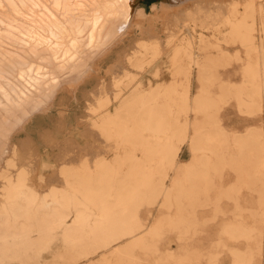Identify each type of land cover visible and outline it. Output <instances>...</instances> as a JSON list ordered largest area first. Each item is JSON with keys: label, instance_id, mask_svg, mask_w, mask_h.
Here are the masks:
<instances>
[{"label": "bare ground", "instance_id": "6f19581e", "mask_svg": "<svg viewBox=\"0 0 264 264\" xmlns=\"http://www.w3.org/2000/svg\"><path fill=\"white\" fill-rule=\"evenodd\" d=\"M10 14L11 7L5 4V15ZM90 37L91 47L85 49L84 37L72 30L45 32L44 38L56 46L59 69L47 76L38 69L32 76L26 75V86L18 92L6 88L9 99L0 97L4 103L0 109V264H142L145 257L152 258L154 264L199 262L204 255L198 246L187 251V242L176 249L165 241L171 231L187 241V229L197 223L192 221L197 211L187 212V203L176 200V195L179 176L186 177L187 183V175L196 172L199 163L180 161L179 155L187 143L192 154L200 141L216 145L212 132L205 130L212 125L215 133L219 126L224 128L219 112L230 99L235 98L238 109L248 114L263 108L264 0H159L152 3L150 11L136 0H113L101 13V21L90 29ZM233 60L241 64L234 73H241L243 81H229L223 96H213L208 85L220 79L221 67ZM111 62L120 69L112 77L113 96L103 83L95 104L89 107L95 112L89 119L98 133L113 139L116 167L131 175L149 171L147 174L159 176L144 179L141 209L159 205L145 195L161 189L162 178L173 172L172 187L162 204L167 211H159L148 225L141 211L124 219L129 217L126 206L108 210L94 202L92 193L86 195L82 188L87 179L82 177L86 175L89 181L97 175L86 166L71 171L62 166V186L40 190L31 178L34 164L21 161L14 142L15 135L38 113L50 111L59 92L100 80L105 64ZM43 65L53 67L50 58H45ZM164 75L170 80L153 82ZM194 75L201 85L192 96ZM191 113L195 119L189 117ZM246 135L255 138L249 131ZM214 149L217 146L207 156L215 161ZM135 158L137 163L130 164ZM208 168L209 174L215 170L212 165ZM263 172L262 161L256 174ZM197 175L195 188H209H203L206 175ZM215 180L219 182L218 177ZM180 211L181 224L175 219L165 222L166 215L175 217ZM252 219L250 215L238 216L249 234L245 246L224 243L232 264H259L261 251L250 234L255 233ZM221 226L232 237L239 236L232 219ZM46 254L53 255L51 262L44 261ZM211 262L218 264V253L211 256Z\"/></svg>", "mask_w": 264, "mask_h": 264}, {"label": "rangeland", "instance_id": "374dc122", "mask_svg": "<svg viewBox=\"0 0 264 264\" xmlns=\"http://www.w3.org/2000/svg\"><path fill=\"white\" fill-rule=\"evenodd\" d=\"M155 1L159 0H139V3L145 5L150 11ZM216 58L220 60L222 57ZM240 66L238 61L233 60L232 63L221 67L220 79L213 85H208L213 96H223V88L227 87V82L234 80L241 83L243 81L244 77L241 73H234V70H240ZM118 71L120 69L115 62L105 64L100 80L83 84L75 90L66 89L59 92L50 111L45 115L38 113L23 131L15 135L14 142L19 147L23 159L21 161L25 164H34L31 178L40 190L44 191L50 185L62 186L63 177L59 174L62 166H66L67 171L86 166L88 170L97 174L90 177L89 181L86 175L82 177L87 179L83 180L86 184L82 188L86 195L89 196L92 193L94 202L108 210H120L119 205L126 206V214L129 217L124 219H132L134 214L137 215L141 211L148 225L154 222L155 215L159 211H167L162 204L166 200L164 196L172 187L173 172H171L172 175L162 178L161 189L153 190L145 195L149 200L159 201L160 206L156 204L150 208L142 207L141 209V199H144L145 194L141 191L145 188L144 179L151 181L153 177L159 178V176L147 174L149 171H138L135 175H131L128 171L125 172L124 169L116 167L112 153L113 139L98 133L89 119L95 115L89 107L92 103L95 104L96 96L100 94L103 83L110 97L113 96L112 77L117 75ZM148 78L149 76L145 79L146 85L150 82ZM168 80L170 77L164 75L162 78L153 79V82L156 84L159 81ZM200 85V81L194 75L189 94L194 96L198 93ZM138 99V96L135 97L136 101ZM219 115L224 128L219 126L217 133L214 132L213 125L205 130L206 133L212 132L217 141L214 142L218 149H214L215 153H212L217 154V160L214 161L207 156L215 146H211L206 141L195 144L194 154L187 143L179 155L180 161L199 163L196 172L191 173V176L187 175V183H184L186 177L179 176L180 180L177 183L179 192H177L178 196L176 195V200L187 203V212L191 209L197 211V217L192 220L197 223L189 227L190 223L187 222V228L190 229H187V241L178 239L176 231L168 233L166 235L168 239L165 241L167 240L170 248L176 249L181 242H187V251L189 247L198 246L204 258L199 259L201 262L189 261L190 264H210L211 256L217 253L219 254L218 264H232V257L227 254L224 243L227 242L233 246L246 245L249 234L243 221L238 220V216L250 215L255 220L250 221L255 227V233L250 234L256 238L255 242L261 251L257 260L259 264H264V172L256 174L262 161L264 162V104L261 110L248 114L238 109L237 100L232 98L221 107ZM189 117L195 119V114L191 113ZM190 130L193 131V127ZM248 131L255 138L249 139L246 135ZM252 153L255 155L251 156ZM136 163L135 158L130 164ZM209 165L215 169L212 174H209ZM226 165L232 169L230 167L225 169ZM197 172L202 176L206 175L203 179L205 183L203 188H206V185L209 188L205 190L195 188ZM215 172L218 173L217 176ZM39 173L42 174L41 182ZM216 177L219 178V182L215 180ZM246 181L248 185L244 186ZM179 214L175 217L171 213L166 215L165 222L175 219L181 224L182 211ZM229 219L238 225L239 236L232 237L230 233L222 231V223ZM188 257L191 258V256ZM43 259L51 262L53 255L46 254ZM142 264H154V262L152 258L145 257Z\"/></svg>", "mask_w": 264, "mask_h": 264}, {"label": "snow or ice", "instance_id": "6c2138e0", "mask_svg": "<svg viewBox=\"0 0 264 264\" xmlns=\"http://www.w3.org/2000/svg\"><path fill=\"white\" fill-rule=\"evenodd\" d=\"M112 2L0 0V97L9 99L6 88L18 92L26 86V75L30 77L38 69H43L46 76L59 69L56 46L44 38L45 32L54 34L57 30H72L77 36L84 37V48H90V29L101 21V13ZM5 4L12 10L8 16L5 15ZM45 58H50L53 67H44ZM3 107L4 103L0 101V109Z\"/></svg>", "mask_w": 264, "mask_h": 264}, {"label": "water", "instance_id": "95a60500", "mask_svg": "<svg viewBox=\"0 0 264 264\" xmlns=\"http://www.w3.org/2000/svg\"><path fill=\"white\" fill-rule=\"evenodd\" d=\"M139 1V0H138Z\"/></svg>", "mask_w": 264, "mask_h": 264}]
</instances>
